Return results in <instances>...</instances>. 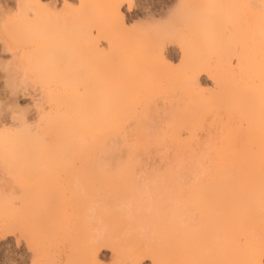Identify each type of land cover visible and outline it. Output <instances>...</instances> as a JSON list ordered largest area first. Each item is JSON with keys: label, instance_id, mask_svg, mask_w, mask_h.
<instances>
[{"label": "rangeland", "instance_id": "1", "mask_svg": "<svg viewBox=\"0 0 264 264\" xmlns=\"http://www.w3.org/2000/svg\"><path fill=\"white\" fill-rule=\"evenodd\" d=\"M263 6L264 0H0V264L180 262L182 246L166 242L160 220L165 170L182 158L206 165V147L219 144L229 125L244 127L230 97L244 82L238 60L261 41ZM216 95L230 102L213 105L195 126L190 150L181 151L171 131L184 107ZM12 100L23 113L15 121L3 114ZM67 115L71 126L59 122ZM93 160L109 162L120 179L133 176L150 195L159 222L142 225L148 244L137 246L135 259L132 241L123 243L124 255L90 242L97 229L106 237L124 227L102 206L120 204L126 186L98 183Z\"/></svg>", "mask_w": 264, "mask_h": 264}, {"label": "bare ground", "instance_id": "2", "mask_svg": "<svg viewBox=\"0 0 264 264\" xmlns=\"http://www.w3.org/2000/svg\"><path fill=\"white\" fill-rule=\"evenodd\" d=\"M122 1L124 0H120ZM120 4H117L116 10ZM258 26L261 41L259 44H249L242 59L238 60L239 67L244 71V82L239 87L240 90L230 97L231 108H241L244 127L229 125L222 132L219 144L209 143L210 145L206 147L208 158L206 165L200 157H194L190 165L182 158L173 161L165 170L164 192H162L164 213L160 216V220L163 221V225H167L166 242L171 245L178 244V250L182 246L181 253L175 250L174 253L168 249L167 254L171 252L174 253L173 256L176 252L181 256L184 254L183 258L179 259L180 262L167 258V264H189L192 258L195 264H262L264 257V6ZM44 46H47L44 47L47 48L46 50H55L52 44ZM89 46L95 48L97 45L91 43ZM133 55L135 56V53ZM158 56V62L165 65L163 52L160 51ZM63 99L66 100L67 97L59 98L61 101ZM65 100L64 104L70 105L69 99ZM227 102H230L229 99L225 100L220 95H216L212 101L203 97L191 100L184 107V114L176 120V128L171 131L176 146L181 151L190 150L194 128L200 123L202 116L213 105ZM68 115L59 121L65 123L64 126H71ZM104 149L109 152L111 148L109 146ZM90 165L93 173L98 177V183H106L109 188L123 180L126 184L122 189L124 200L120 204L112 207L102 206L104 213H110L114 217V222L124 227H121L114 236L106 237L97 229L96 233L91 234L90 242L109 244L118 255H124L123 243L132 241L135 248L132 247L131 253L135 259L140 251L137 246L143 244L142 247L145 249L148 244V236L142 230V225L145 221L153 223V219L159 222L147 202L150 195L146 193L144 187L137 184L138 181L133 176L120 179L117 171H112L109 162L99 163L93 160ZM190 166L193 167L194 173L190 175V179H187ZM116 167L122 165L116 163ZM92 190L96 193L97 189ZM88 211L86 216L89 222L93 219V215L90 209ZM175 245L173 248L176 249ZM189 246L193 247V256L189 255L193 252H189L186 248ZM170 256L173 258L172 254ZM90 260L91 258L86 257L85 261Z\"/></svg>", "mask_w": 264, "mask_h": 264}, {"label": "snow or ice", "instance_id": "3", "mask_svg": "<svg viewBox=\"0 0 264 264\" xmlns=\"http://www.w3.org/2000/svg\"><path fill=\"white\" fill-rule=\"evenodd\" d=\"M12 87L11 81L8 79L7 76H5V90L7 91L9 88ZM18 95V93H17ZM5 115L11 114L12 119L15 121L16 118L19 116L23 118V113L18 105H16L15 100H12L8 103L6 106L5 112L3 113Z\"/></svg>", "mask_w": 264, "mask_h": 264}]
</instances>
